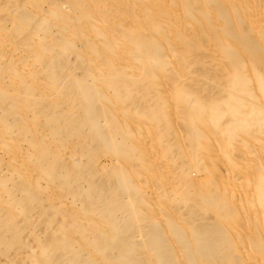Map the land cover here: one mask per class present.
<instances>
[{"label": "bare ground", "instance_id": "obj_1", "mask_svg": "<svg viewBox=\"0 0 264 264\" xmlns=\"http://www.w3.org/2000/svg\"><path fill=\"white\" fill-rule=\"evenodd\" d=\"M0 151V264H264V0H0Z\"/></svg>", "mask_w": 264, "mask_h": 264}, {"label": "rangeland", "instance_id": "obj_2", "mask_svg": "<svg viewBox=\"0 0 264 264\" xmlns=\"http://www.w3.org/2000/svg\"><path fill=\"white\" fill-rule=\"evenodd\" d=\"M0 153L2 154V156L4 155L1 151H0ZM102 163H103V164H104V163H107V161H105V159H103V160H102ZM202 178L204 179V176H203V175H201V176H198V175L195 176V180H196V181H197V180L199 181V180L202 179Z\"/></svg>", "mask_w": 264, "mask_h": 264}]
</instances>
